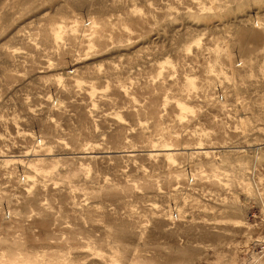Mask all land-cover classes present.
I'll return each instance as SVG.
<instances>
[{
    "label": "rangeland",
    "instance_id": "374dc122",
    "mask_svg": "<svg viewBox=\"0 0 264 264\" xmlns=\"http://www.w3.org/2000/svg\"><path fill=\"white\" fill-rule=\"evenodd\" d=\"M0 264H264V0H0Z\"/></svg>",
    "mask_w": 264,
    "mask_h": 264
},
{
    "label": "bare ground",
    "instance_id": "6f19581e",
    "mask_svg": "<svg viewBox=\"0 0 264 264\" xmlns=\"http://www.w3.org/2000/svg\"><path fill=\"white\" fill-rule=\"evenodd\" d=\"M165 151H169V150H165ZM167 156H169L170 154L169 153H166Z\"/></svg>",
    "mask_w": 264,
    "mask_h": 264
}]
</instances>
